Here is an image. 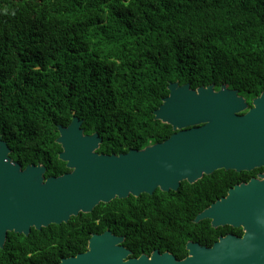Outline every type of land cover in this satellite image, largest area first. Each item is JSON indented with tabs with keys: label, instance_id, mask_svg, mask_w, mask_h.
Wrapping results in <instances>:
<instances>
[{
	"label": "trees",
	"instance_id": "1",
	"mask_svg": "<svg viewBox=\"0 0 264 264\" xmlns=\"http://www.w3.org/2000/svg\"><path fill=\"white\" fill-rule=\"evenodd\" d=\"M174 81L225 84L250 106L264 92V0H0V135L22 167L67 170L55 139L73 115L85 134L100 135L101 153L165 140L172 127L153 110ZM220 174L101 202L33 233L60 247L50 253L54 263L105 230L124 236L130 256L157 249L182 259L189 240L210 246L242 233L193 222L226 193Z\"/></svg>",
	"mask_w": 264,
	"mask_h": 264
},
{
	"label": "water",
	"instance_id": "2",
	"mask_svg": "<svg viewBox=\"0 0 264 264\" xmlns=\"http://www.w3.org/2000/svg\"><path fill=\"white\" fill-rule=\"evenodd\" d=\"M167 89L153 115L173 133L141 149L101 153L102 138L97 132L85 134L77 116L57 125L58 158L70 170L59 176L45 178L40 163L21 169L0 135V246L7 231L28 234L30 228L66 223L101 202L156 189L175 191L181 181L194 183L214 170L264 165V92L248 107L237 89L225 84L217 90L213 83L194 89L174 81ZM203 219L214 228H241L242 234H225L210 246L189 240L186 256L178 259L157 249L130 256L121 244L124 236L105 230L91 234L85 251L57 264H264V173L230 187L193 222Z\"/></svg>",
	"mask_w": 264,
	"mask_h": 264
},
{
	"label": "flooded vegetation",
	"instance_id": "3",
	"mask_svg": "<svg viewBox=\"0 0 264 264\" xmlns=\"http://www.w3.org/2000/svg\"><path fill=\"white\" fill-rule=\"evenodd\" d=\"M214 89L217 90V88H214ZM11 159L13 161H16L12 157H11ZM24 167H22V165H21V169H23ZM219 170L221 171L220 175L224 179V182H225L224 186H226L227 190H228L230 187H232L236 184L245 183L248 180H250L251 178H256L257 176H259V174L264 173V165L256 166L252 169H248V170L246 169V170H240V171H235V170H231V169H229V170L219 169ZM69 171L70 170L67 168L66 171H64L60 174L46 175L45 174L46 173V167H45L44 177L46 178L48 176H59L61 174L69 172ZM215 171H218V170H214L212 173L207 174V175H211ZM205 175H203L202 177H204ZM214 177H212V178H214ZM215 185L220 186L218 184H215ZM225 194L221 195L220 197L224 196ZM220 197H218V198H220ZM218 198H216V199H218ZM50 225H52V224H49V226ZM34 230H36V229L30 228L28 234L17 233L14 231H7L5 238H4V241H3V244H2V246H0V264H57L58 262L54 263L52 260V259H54L55 256L51 255L50 253L59 251L60 247H56L54 249H51L52 244H51L50 240L46 241L45 239H43V240L37 241L35 236H34V233H33ZM36 231H39V230H36ZM228 233H231V232H227L225 234H228ZM225 234L218 235V237L223 236ZM232 234H234V233H232ZM235 235H237V234H235ZM240 235H238V236H240ZM47 245H48V247H47Z\"/></svg>",
	"mask_w": 264,
	"mask_h": 264
}]
</instances>
